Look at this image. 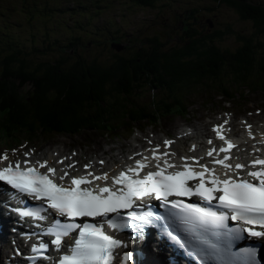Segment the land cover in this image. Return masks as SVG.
Listing matches in <instances>:
<instances>
[{"label": "trees", "instance_id": "trees-1", "mask_svg": "<svg viewBox=\"0 0 264 264\" xmlns=\"http://www.w3.org/2000/svg\"><path fill=\"white\" fill-rule=\"evenodd\" d=\"M239 1L229 2L234 9L239 10L243 21L254 23L255 32L249 36L238 35L242 47L236 54L219 50L215 43L216 39L233 32L231 27H223L218 33L206 39H199L197 34H194L196 41H191V37L188 36L186 38L188 43L178 50L163 51L156 46L151 55L138 50L130 52L129 47L122 51L123 55L113 53V43L123 44L125 35L113 39V35L110 34V44L95 43L103 50L110 46L112 51L109 50L114 55L110 60L93 59L92 63H88L85 59L84 62L80 59L70 67L67 64L69 59L64 55L73 49L76 53V48L83 44L82 35H75V32L71 34L72 39L68 44H64L61 38L44 41L47 44V51H58L62 54L63 57L55 63H40L33 66V62L23 57L31 55L28 49L25 48L23 53L21 50L6 52V49L0 48V132L9 137L11 144H18L26 138L34 139L39 134L69 138L95 131H105L109 134L121 126L133 127L135 123L155 122L158 116H184L187 108L183 100L173 95L169 98L170 103L161 108V111L156 110L154 106L152 111H149L131 99L141 91L140 87L149 86L150 79L153 82L152 91L176 85L186 91L204 88L221 92L225 97H232L234 94L231 91V84L237 85L236 81L241 79L246 84L245 87L264 91V40H261L264 38V5L252 6L255 14L251 15L242 9L246 2ZM145 2L144 0L141 4ZM20 3L27 6L34 4L32 9H35L38 1L15 0L13 4L17 7L14 10L17 11ZM146 3L152 5L150 2ZM42 5L47 7L45 2H42ZM3 7L5 0L0 3L2 11L5 10ZM57 8L59 10L54 9L55 12L77 10L76 7ZM48 9H45L46 13L54 14ZM39 13L42 14L43 10L37 11V14ZM44 16L49 20L48 16ZM80 25H76L78 30L82 28ZM47 26L45 24V27ZM64 27L66 28L65 24ZM183 27L186 28L182 29ZM179 28L192 31V28L183 22ZM33 39L40 38L35 35L32 36ZM186 40L179 37L176 44ZM149 42L155 44L158 37L149 39ZM83 46L88 47L86 43ZM256 70L259 77L245 79ZM232 72L235 78L225 82V75L229 76ZM29 85L30 91H22ZM174 90L175 88L169 89L168 92L173 93ZM129 100L130 102H127ZM115 108L117 110L111 111ZM2 141L4 142L3 139Z\"/></svg>", "mask_w": 264, "mask_h": 264}, {"label": "snow or ice", "instance_id": "snow-or-ice-1", "mask_svg": "<svg viewBox=\"0 0 264 264\" xmlns=\"http://www.w3.org/2000/svg\"><path fill=\"white\" fill-rule=\"evenodd\" d=\"M169 143L171 141H164L165 146ZM232 147L228 143V148ZM207 155L211 156L212 152ZM228 159L226 154L216 163L223 164L227 172H233V167L225 163ZM256 165L261 167L256 169ZM145 166L137 161L136 168L128 170L132 175L120 172L113 181V184L119 182L120 188H82L81 185L91 184L86 177L73 178L71 185L64 187L35 168H21L19 162L15 168L9 165L0 170V182L16 193L46 202L47 208L66 218V222L54 220L45 233L54 237L51 244L58 253L62 240L78 233L67 252L60 255L54 264H113V259L119 255L117 249H127L129 242L145 239L146 227L159 228L161 237L182 250L186 257L195 260L196 264H264V256H258L256 246L238 247V243L245 239L264 240V159L257 158L251 163L253 170L247 172L251 179L227 175L220 179L203 165L199 172L187 165L182 171L167 172V169L177 166L166 159L163 167L158 162L157 171L148 172L141 178L139 169ZM234 168L243 169L244 165L237 163ZM47 171L54 173L55 170L49 167ZM206 174L210 179H205ZM66 175L64 173L59 179L63 180ZM106 178V175L94 177L95 180ZM189 181L196 183L190 185ZM145 197L159 201L165 208V215L154 216L152 211L141 212L134 207V199ZM170 197H196L198 202L185 203L182 199ZM122 209L133 210L128 211L125 217L121 214ZM44 210L40 206L13 211H18L21 218L44 220L45 217L39 214ZM85 217L101 219L96 223L75 222L77 218ZM229 221L237 226L230 227ZM105 224L117 233L127 232L131 236L123 240L113 238L105 234ZM248 225L258 226L259 230H252ZM46 248L45 243H40L38 247L32 245L31 251L42 252ZM42 259L47 260L48 257ZM122 260L123 264H132L133 252L123 251Z\"/></svg>", "mask_w": 264, "mask_h": 264}, {"label": "rangeland", "instance_id": "rangeland-1", "mask_svg": "<svg viewBox=\"0 0 264 264\" xmlns=\"http://www.w3.org/2000/svg\"><path fill=\"white\" fill-rule=\"evenodd\" d=\"M143 1L144 0H84L81 4L79 0H76L75 6L79 7L83 5L85 9L78 8L77 12L73 15L68 14L66 11L55 12L51 6H48V10H51L54 14L46 13L45 10H43L42 14L48 16L49 20H45L46 17L44 15L43 17L37 16L39 18L34 19L33 23L30 24L25 19H17V21L21 23L20 27H16L18 33L12 28L7 27L10 21L9 18L12 19L13 16L10 17V11L5 9V11L1 12L5 14L6 17L3 18L4 21L0 27V48L6 49V52L10 50H21L23 53L26 48L31 52V55H23V57L33 62V66H37L40 63H55L63 57L58 51H47V44H45L44 41L47 39L61 38L64 44H68L72 36L69 30L64 27V24L75 30H77L76 25L81 24L80 26H82V28H79L78 32L86 35L82 37L83 43H90V40L93 38L103 41L106 36L107 41L111 33H116L115 35L120 37L125 35V40L122 43L131 48L130 52L138 50L146 55H151L156 46H159V49L163 51H171L172 49L178 50L182 46H185V43H188V40H186L188 36L191 37V41H196V36L194 34H197L199 39H206L218 33L223 27H231L233 32L227 36H223L221 39H216V47L221 51L233 52L242 44L238 39V35L249 36L255 32L254 23L241 19L239 10L237 8L234 9L233 5L229 2H232V0H156L153 2L152 6H147V0H145V3L141 4ZM237 1L239 0H233V2ZM244 1L246 3L242 5L243 11L251 15L255 14L253 11L254 7L252 6L264 5V0ZM8 3L11 5L10 1ZM60 4L62 3L53 0V4L51 5L57 6ZM19 5L21 7L23 6L21 3ZM14 14L13 12V15ZM181 22L192 28V31L189 32L187 29L185 31L182 30L186 27L180 29L179 25ZM45 24L48 26L45 27ZM73 29L72 31H75ZM35 35H38L40 39L32 40V36ZM177 35L183 38V40H186V42H180L176 45L174 41H169V37L176 38ZM155 37H158V42H155V44L150 43L149 39H154ZM261 40H264V38H261ZM34 41H36V45H34ZM139 41L142 42L140 43ZM190 45L193 44L190 43ZM109 49L112 51L110 46L107 50H103L101 46H97L95 42L92 41L90 46L76 48V53L74 52L75 49H73L71 52H68V54H65L64 57L69 59L67 63L69 67L76 64L80 59L81 61L83 60V62L85 59L88 63H92L93 59L108 61L114 56V50L112 53ZM121 52L116 51L115 53L123 55ZM150 81L151 82L148 83L149 86L144 85L140 87L141 91L131 98L136 104L141 106L149 105L154 95H157L159 99L171 87L166 86L168 89L152 91L151 85L153 82L151 79ZM30 90L31 86L29 85L22 91L28 92ZM176 90L182 93L180 88ZM195 91L197 92L198 90ZM168 95L169 93H166L162 98ZM21 97L25 98L26 96ZM124 98L126 97L124 96ZM259 98L260 96L248 95L245 96L242 103L240 102L239 104L247 103V100H251L253 101V105L248 104L245 110H252L255 112L254 110L257 108H264V103L259 101ZM165 101L170 103L168 99H165ZM200 101L202 104L201 106L197 103L194 108L190 110L193 111L191 113V124L200 122L206 123L210 117L216 118L217 116H223L225 112L220 111V109L227 110L228 112L232 111L231 107L227 105L223 106V103H220L221 100L216 97H214L212 101L210 100V103H213L212 107H208L207 104L202 103L203 101L201 99ZM127 102H130V100ZM234 103L236 104V102ZM234 108L235 107H233V110ZM242 109L240 105H237L235 108V111L238 110L241 114L236 113L235 118L237 120H240L241 116L248 118L250 114L253 113L244 111L246 112L244 114ZM115 110L117 109L115 108L111 111ZM183 122L184 121H181L180 118H165L161 133L163 135H168V132H170L172 135L179 128L183 127ZM101 135L102 134L95 132L92 134L85 133L80 138H69L64 136L55 137L50 135L44 142L41 143L42 140L38 141L42 144L39 146V149L48 152L51 151L55 145H59L60 147L65 142L67 143L65 144L67 149L73 146L72 148L74 151L84 154H93L100 148L108 147L112 142L125 144L128 142L126 138L129 136L126 131L121 130L107 137ZM23 144L24 143L21 144V147L26 145ZM0 147V151H7V148H12L13 146L8 147L6 145V147ZM35 147H37L36 143L30 145L32 149ZM71 152L73 153L72 149L69 153ZM92 154L90 157H92ZM81 162H85V158H83Z\"/></svg>", "mask_w": 264, "mask_h": 264}, {"label": "bare ground", "instance_id": "bare-ground-1", "mask_svg": "<svg viewBox=\"0 0 264 264\" xmlns=\"http://www.w3.org/2000/svg\"><path fill=\"white\" fill-rule=\"evenodd\" d=\"M257 123L264 125V123H261V122H257ZM194 127H195V130H196V137H198L197 139H199V140L202 139L203 136L205 135V129L204 128L206 127V125L205 124H202V125L195 124ZM237 132H240V129H237ZM47 135L48 134H43V135L39 134V136H36V138L34 140H32L31 144H35L36 143V145H37V147H35V150H37L38 148H40L39 146L42 145L41 143L44 142L46 139L49 138L50 135H48V136ZM0 137H2V139L5 142V144L8 147H12L11 142L9 140V137L7 135H5L4 133H0ZM168 138H171V137H168ZM40 140H42L41 143L38 142ZM190 142L195 143V140L194 139H190ZM65 144H67V143L64 142V144H62L60 147H59V145H55V147H53V149L51 151L46 152L47 154H41L39 157L37 156L34 159L35 161H33V164L37 165L41 161H53V162L58 163L57 161L59 159H66L67 162L66 163H63L62 165H64L66 169H68V167H71L72 168V164H69V163H74L76 161L78 162L81 159H83V156H81L80 153H77L76 155H74L72 153H69L70 150H71V148L73 146H71L67 150V148L65 147ZM158 145H160L159 141H158ZM190 145H191V143H190ZM194 146H197V143H195ZM13 148H19V146H14ZM124 148H125V145H123V144H122V146L121 145L111 146L109 149L103 150V155L106 156L105 159H107V157H108L109 159H111L112 161H114L116 163V161L118 159L116 158L117 155L114 152L115 151H118V152L121 153V152H123ZM0 149H1V147H0ZM1 152L3 153V151H0V153ZM33 154H35V153H32V155ZM57 154H61V156H58ZM7 156L10 159H12V157H13L12 154H7ZM100 159H103V158H99L98 160H100ZM24 160H26L25 155H24V158L21 161H24ZM89 160L91 161L92 159H89ZM15 161H19V157H17V159H15ZM58 164H60V163H58ZM86 164H88V163H86ZM93 166H95V164H93ZM118 166L119 165H117V168H118ZM96 167L99 170L104 169V172H108V174H112L116 170V168L113 165H112V168L109 167V166H107L106 168H103L101 166L100 167L96 166ZM73 173H75V171H73ZM100 173L104 175V173H102V172H100ZM154 229L155 228L150 227L147 231H151V230H154ZM7 244H8V248L12 247V241L11 240H8ZM7 259H8V261H10L11 260V257L10 256H7ZM136 264H138V263H136ZM147 264H152V263L147 261Z\"/></svg>", "mask_w": 264, "mask_h": 264}]
</instances>
